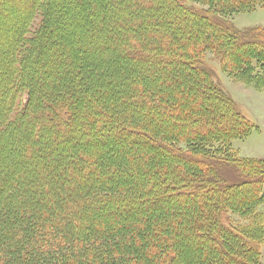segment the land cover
Masks as SVG:
<instances>
[{"label": "trees", "instance_id": "trees-1", "mask_svg": "<svg viewBox=\"0 0 264 264\" xmlns=\"http://www.w3.org/2000/svg\"><path fill=\"white\" fill-rule=\"evenodd\" d=\"M257 8L264 0H0V211L27 235L88 225L83 253L49 264H262L264 159L233 145L257 126L212 67L264 92V28L233 22ZM108 49L105 66L126 75L102 87L85 75L101 69L85 67Z\"/></svg>", "mask_w": 264, "mask_h": 264}, {"label": "rangeland", "instance_id": "rangeland-1", "mask_svg": "<svg viewBox=\"0 0 264 264\" xmlns=\"http://www.w3.org/2000/svg\"><path fill=\"white\" fill-rule=\"evenodd\" d=\"M91 5L92 3L89 4L88 6L90 7ZM95 9H98V8H95ZM105 9H109V10H105L103 13L104 15L102 18L105 19V23L104 25H102V28L98 30V32L101 35L103 34L105 35L107 33L109 26L111 25V22L109 21V17L107 16V14L112 16V14L116 13L114 8H112V6L110 5L108 8L106 7ZM88 12L89 10H87L86 20L92 21L93 14L90 15ZM94 12H97V11H94ZM44 16H45V13H43L39 9H36L35 14L32 16V20H33L32 23H36L37 19L41 23ZM99 17L101 18V16ZM87 21L86 23H88ZM93 22L94 21L89 22V24ZM233 22L238 29H248V28H253V27H263L264 28V9L257 8L256 10L250 13L237 14L233 17ZM97 27H98V24H97ZM85 28L92 29L91 26L87 27V24L85 25V23H83L81 25L80 30H77L76 34L77 35L81 34L82 36L86 37L88 33L83 31V29ZM70 47L75 48L76 45L74 46L73 44V45H70ZM125 47H128V45H126ZM112 59H114V56L112 55L110 49H108L107 55H105L102 58L94 57L93 63L85 67V71H87L88 68L101 69L100 71L95 72V74L93 72L85 73V75L92 77L91 83L93 82V78L95 77V80L99 81L98 84H101V86L104 87L103 84L105 82L102 81L103 77H105L104 79H107L108 81H110V77L112 76H116V80H121V77H118V76L126 75L124 73L121 74V70L115 72L112 69V67L105 66L106 64L109 63L108 61ZM212 64H213L212 67L215 71L216 79L221 82L225 91L237 103L241 112L247 118H249L252 122H254L255 125L257 126V128L253 129L252 133L248 136L247 139L243 141H234L233 142L234 147L238 149L240 156L247 157V158L264 159V92H259L250 87L247 88L241 84L232 82L229 78L226 77L224 73H222V71L220 70L219 64H217L214 60L212 61ZM127 71H129V73L132 72L128 69ZM124 72L126 73V71ZM128 77H130V74ZM128 77L127 76L124 77L126 78V81L123 84L124 86L128 85L127 84ZM108 87L109 85L107 86V88ZM132 87L134 88L138 96L139 89L141 87L140 82L136 81L135 85L132 83ZM142 115H143L142 113H139L137 116L135 115L133 116H135L134 118L140 117L142 119ZM120 188L121 187L115 188L114 193H116ZM263 190H264V185H263ZM92 195L93 194H90L87 198L92 197ZM3 214L5 213L0 211V254L2 255L1 258L3 257L7 258L8 264H18V262L15 259L16 255H20L25 252L26 253L30 252L32 254V257H29L30 259L27 258L28 260H25L24 264H49L51 262L48 259L49 257L52 256L54 252L58 254L65 253L66 251H70V252L76 251L74 253H80V254L83 253L84 249L83 247H81L82 245L80 244V242H78V240H81L82 238L81 236L82 235L84 236L85 234L89 232L86 229L88 228L87 227L88 225H86L85 227H81V229H79L80 228L79 226H72V227H67L62 232L61 231L56 232L53 229H51L49 231L39 232V234L35 233L33 235H27L22 225H19L18 223H13V224L9 223L8 218L5 217ZM86 214L87 212L85 213V215ZM92 215L94 217H97L95 213H92ZM76 230H78L79 233H81L77 235L78 237L74 236L75 234H77ZM47 232H50L48 237H46V235L48 234ZM60 238L63 239V242L60 241L61 240ZM32 245H34V247L36 248L34 250L28 249L27 246L31 248L30 246ZM25 250H28V251H25ZM38 254H42L43 258L39 259L37 257ZM261 262L262 264H264V248L261 251ZM80 264H84V263H80Z\"/></svg>", "mask_w": 264, "mask_h": 264}]
</instances>
